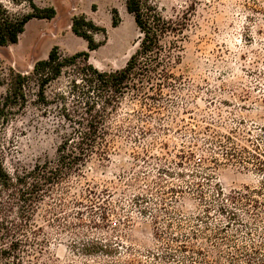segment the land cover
<instances>
[{
  "label": "rangeland",
  "instance_id": "obj_1",
  "mask_svg": "<svg viewBox=\"0 0 264 264\" xmlns=\"http://www.w3.org/2000/svg\"><path fill=\"white\" fill-rule=\"evenodd\" d=\"M2 1L14 11L28 10L26 4ZM34 1L53 6L56 14L30 19L17 43L0 47V97L11 69L30 71L53 45L61 54L86 48L70 29L74 15L83 13L107 30L105 44L90 51L89 61L100 70L122 68L138 48L140 33L124 0ZM152 1L177 29L161 39L165 49H172L170 83L160 92L150 91L153 98L146 99V107L130 96L122 99L109 118L112 134L105 158L92 154L63 190L56 187L33 212V227L39 228L28 233L36 243L18 252L24 264H184L181 238L171 236L193 230L198 233L190 240L194 247H209L201 242L195 216L216 202L215 188L227 193L261 182V172L250 164L224 159L225 148L234 145L220 147L218 141L229 135L237 147L256 149L264 161V0ZM65 85L63 77L50 84L48 94ZM59 123L52 107L43 111L31 102L6 122L0 118L6 170L55 158ZM262 192L258 210L248 214L238 208L242 217L251 216L255 228L248 235L239 230V241L259 243L264 235ZM213 205L207 219L212 223L219 218ZM95 240L108 244L109 251L94 250Z\"/></svg>",
  "mask_w": 264,
  "mask_h": 264
},
{
  "label": "trees",
  "instance_id": "obj_2",
  "mask_svg": "<svg viewBox=\"0 0 264 264\" xmlns=\"http://www.w3.org/2000/svg\"><path fill=\"white\" fill-rule=\"evenodd\" d=\"M9 2L26 4L28 10L14 11L0 0V47L17 43L30 19H51L56 14L53 6L42 7L34 0ZM124 3L127 12L133 16L140 37L138 48L122 68L100 70L89 61L90 51L107 41V30L81 13L71 18L70 29L85 41V49L61 54L58 45H53L45 58L32 64L30 71L24 73L11 69L6 78V89L0 97V118L6 122L7 117L23 110L28 102L42 107L43 111L52 107L60 118V140L55 158H47L12 173L3 166L0 154V261L3 264H24L18 252L26 245L36 243L28 233L34 235L39 228L33 227L32 216L45 196L50 198L52 190L62 188L71 174L79 172L80 166L92 154L105 158L112 134L109 118L119 109L122 99L130 96L146 107V99L153 98L149 92L153 89L160 92L170 83L173 76L170 69L172 49H165L161 39L170 32H176V27L163 17L152 0H124ZM111 25H118L117 17L112 18ZM98 33L102 35L100 40L95 38ZM63 77L66 79L65 89L48 94L50 84ZM262 129L264 133V125ZM218 142L220 147L224 142L232 143L234 146L225 148L223 158L236 159L242 166L250 164L261 172V182L258 186H244L227 193L222 187L215 188L216 202L207 203L203 212L195 216L202 226L201 237L204 240L201 242L209 243V247H194L190 240L197 239L198 233L193 230L171 238H181L178 249L186 252L181 257L184 264H264L261 252L264 235L259 243L237 239L239 230L248 235L255 229L249 219L251 216L242 217L238 208L249 214L250 210H258L261 205L258 197L264 190V161L256 149L250 151L245 145L237 147L238 143L229 135H224L223 142ZM62 190L61 193L66 192ZM200 196H204L202 192ZM62 198L61 195L57 197L59 201H63ZM212 204H215L213 208L219 216L214 223L207 220ZM256 213H253V219L258 215ZM155 235L160 237L158 232ZM222 243L229 245V249H223ZM91 246L94 250L109 251L108 244L96 240ZM168 254L172 260L179 261L178 255Z\"/></svg>",
  "mask_w": 264,
  "mask_h": 264
}]
</instances>
